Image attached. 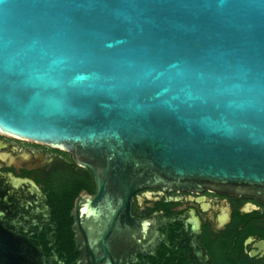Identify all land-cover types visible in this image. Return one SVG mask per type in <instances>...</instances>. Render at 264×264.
Segmentation results:
<instances>
[{
    "label": "water",
    "instance_id": "water-1",
    "mask_svg": "<svg viewBox=\"0 0 264 264\" xmlns=\"http://www.w3.org/2000/svg\"><path fill=\"white\" fill-rule=\"evenodd\" d=\"M0 133L91 171L72 264H118L105 241L146 225L143 188L264 203V0H0ZM33 189L0 173V202ZM4 216L0 264H63Z\"/></svg>",
    "mask_w": 264,
    "mask_h": 264
},
{
    "label": "flooded vegetation",
    "instance_id": "flooded-vegetation-1",
    "mask_svg": "<svg viewBox=\"0 0 264 264\" xmlns=\"http://www.w3.org/2000/svg\"><path fill=\"white\" fill-rule=\"evenodd\" d=\"M84 170L89 169L78 165L68 151L0 133V173L29 178L39 188L8 194L7 199L2 194L4 219L63 264H72L78 256L69 261V250L58 243L51 199L59 197V187L53 183L62 173ZM134 196L133 213L146 225L136 228L134 238L123 222L105 241L118 264H264V203L257 199L164 187L143 188ZM74 248L78 255L83 248L75 238ZM96 252H102L99 245Z\"/></svg>",
    "mask_w": 264,
    "mask_h": 264
},
{
    "label": "trees",
    "instance_id": "trees-1",
    "mask_svg": "<svg viewBox=\"0 0 264 264\" xmlns=\"http://www.w3.org/2000/svg\"><path fill=\"white\" fill-rule=\"evenodd\" d=\"M53 186L59 187L57 191L59 197L51 199L54 216L57 219L58 243L62 249L69 250L68 260L72 261L78 256V252L74 251L71 210L80 191L84 189L93 191L94 182L89 170H84L83 174L67 171L59 176Z\"/></svg>",
    "mask_w": 264,
    "mask_h": 264
}]
</instances>
